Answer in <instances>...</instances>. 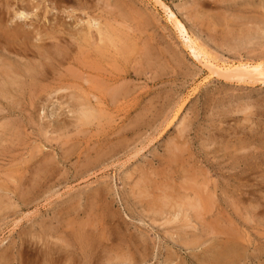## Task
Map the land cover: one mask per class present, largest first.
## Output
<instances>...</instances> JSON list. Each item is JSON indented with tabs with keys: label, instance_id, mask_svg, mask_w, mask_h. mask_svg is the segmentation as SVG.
I'll use <instances>...</instances> for the list:
<instances>
[{
	"label": "rangeland",
	"instance_id": "rangeland-1",
	"mask_svg": "<svg viewBox=\"0 0 264 264\" xmlns=\"http://www.w3.org/2000/svg\"><path fill=\"white\" fill-rule=\"evenodd\" d=\"M162 5L215 66L264 64V0H0L33 41L0 40V264H264V84L211 75ZM85 48L131 77L53 59Z\"/></svg>",
	"mask_w": 264,
	"mask_h": 264
},
{
	"label": "bare ground",
	"instance_id": "bare-ground-1",
	"mask_svg": "<svg viewBox=\"0 0 264 264\" xmlns=\"http://www.w3.org/2000/svg\"><path fill=\"white\" fill-rule=\"evenodd\" d=\"M79 1V0H78ZM109 1V0H108ZM156 1V0H155ZM70 2V1H69ZM161 2V1H160ZM160 2L158 3V2H156V3H158V4H160ZM79 3H82V1L81 2H79ZM117 4V3H116ZM162 4V3H161ZM83 5H84V3H83ZM86 5V6H85ZM84 6H85V8H87V4H85ZM118 5V4H117ZM163 6V8H164V10H165V13H167L168 14V16H169V21L170 22H172L173 23V26L176 28V30L178 31V33H179V35H180V37L183 39V41L185 42V45H186V47L188 48V50L190 51V53H191V55L196 59V61H198L201 65H202V67L204 68V69H206L209 73H211V75H216V76H218V77H221V78H224V80H227V81H234V82H238V83H243V82H247V83H255V82H258V83H261V84H264V64H257V65H246V64H242V65H239L238 67H217V66H215V64H213L212 63V61L210 62V60H209V58L207 57V55L200 49V46H199V48L196 46V44H195V42L193 41V40H191V38H190V36L188 35V33H187V31H186V29H185V27H184V25L178 20V18L174 15V13L167 7V6H165V5H162ZM33 7V6H32ZM37 8H38V4H37V6H36ZM35 7V8H36ZM118 7V6H117ZM198 7V6H197ZM84 8V7H83ZM117 9V8H116ZM4 10V9H3ZM234 10V9H233ZM32 11H34V12H37L36 11V9L35 10H33L32 9ZM42 11V10H41ZM116 11V10H115ZM34 12H32V14L34 13ZM46 12V11H45ZM94 12V11H93ZM121 12V11H120ZM23 13V12H22ZM49 13V12H48ZM47 13V14H48ZM20 14V13H19ZM25 14V13H24ZM28 14V13H27ZM35 14V13H34ZM40 14V13H39ZM43 14V13H42ZM46 14V15H47ZM85 14V13H84ZM15 15V14H14ZM26 15V14H25ZM30 15V14H29ZM90 15V14H89ZM20 16L22 17V15L20 14ZM24 16V15H23ZM33 16V15H32ZM32 16H31V18H32ZM38 14H35L34 15V18L33 19H35V17H37L38 18ZM43 16V15H42ZM167 16V15H166ZM25 17V16H24ZM45 17H47V16H45ZM15 18V17H14ZM23 18V17H22ZM21 18V19H22ZM29 18H30V16H29ZM44 18V17H43ZM53 19H55L54 17H52ZM16 19V18H15ZM18 19V18H17ZM24 19H28V18H24ZM39 19H41V18H39ZM62 19V18H61ZM81 19V18H80ZM13 20V19H12ZM23 20V19H22ZM30 20V19H29ZM38 20V19H37ZM57 20H59V18L57 19ZM18 21H20V20H18ZM24 21V20H23ZM27 21V20H26ZM25 21V22H26ZM39 21V20H38ZM127 21V20H126ZM14 22H15V20H14ZM11 22L12 24H14V27L13 28H9L7 25H5L6 27L4 28L3 26V28H4V30L2 29V30H0V40L2 39V41L4 40V41H6L7 42V47L8 46H10L9 48H13V49H15V45L17 46V45H19L18 47H24L23 48V51L26 53V52H29V51H31V52H33L31 49H29V44H28V42L27 41H29L30 39H31V33L30 32H28V31H26L25 29H24V26L26 25V23L25 22ZM32 22H33V20H32ZM40 22V21H39ZM56 23L58 22V21H55ZM28 23V22H27ZM36 23V22H35ZM34 23V24H35ZM41 23V22H40ZM40 23H38V24H40ZM88 23V22H87ZM86 23V24H87ZM97 23V22H96ZM132 23V22H131ZM10 24V23H9ZM12 24L10 25V27H12ZM33 24V25H34ZM58 24V23H57ZM66 24H67V22H66ZM82 24V23H81ZM85 24V25H86ZM89 24V23H88ZM87 24V25H88ZM93 24V23H92ZM103 24V23H102ZM59 25H60V23H59ZM68 25V24H67ZM67 25H64V26H67ZM28 26V25H27ZM35 26H37V24L35 25ZM41 26V25H40ZM56 26V25H55ZM61 27L63 26V25H60ZM69 26V25H68ZM67 26V27H68ZM72 26V25H71ZM70 26V27H71ZM93 26V25H92ZM28 27H30V26H28ZM69 27V28H70ZM83 27H85V26H83ZM97 27V26H96ZM96 27H92L93 28V30L92 31H95L94 29L96 28ZM245 27V26H244ZM55 28V27H54ZM56 28H58L57 26H56ZM66 28V27H65ZM68 28V29H69ZM81 28V27H80ZM88 28H90V27H88ZM87 28V26H86V28L85 29H88ZM257 28V27H256ZM35 30H36V28H34ZM38 29H39V27H38ZM71 29H72V27H71ZM70 29V31H72ZM76 29V28H75ZM81 29H83V28H81ZM84 29V30H85ZM91 29V28H90ZM134 29V28H133ZM29 30V29H28ZM40 32H43V34L44 35H42L41 36V38L40 39H38V41H40L41 42V45H39V46H33V47H37L36 49H38L39 50V47H41V48H44V47H46L47 45H49L50 47H52L53 45H54V43H49V41L50 40H56L55 41V43L57 42L58 44H61L60 42H61V38H58L57 36V33L55 32V31H53V30H48L46 27H40ZM64 30V29H63ZM78 30V29H77ZM89 30V29H88ZM98 30V29H97ZM100 30V29H99ZM38 31V30H37ZM59 32H60V30H58ZM76 31V30H75ZM76 32H79V31H76ZM89 32V31H88ZM81 35H82V32H79ZM78 33V34H79ZM90 33H91V30H90ZM89 33V34H90ZM94 32H92V34H93ZM97 33V32H96ZM107 33V32H106ZM33 34V33H32ZM36 34H37V32H36ZM74 34H75V32H74ZM97 34H99V33H97ZM105 34V33H104ZM39 35H41L40 33H39ZM57 35V36H56ZM73 35V34H72ZM77 35V34H76ZM80 35V36H81ZM96 35V34H95ZM105 35H107V34H105ZM35 36V39L37 38L36 37V35H34ZM87 36V35H86ZM86 36L85 37H83V40L85 41L87 38H86ZM99 36V35H98ZM32 37H33V35H32ZM73 37H75V36H73ZM78 37V36H77ZM92 35H91V39H92ZM110 37V36H109ZM129 37V36H128ZM34 38V37H33ZM32 38V39H33ZM82 38V37H81ZM80 38V39H81ZM90 38V37H89ZM99 38V37H98ZM105 38H106V36H105ZM108 38V37H107ZM79 38H77V40H78ZM102 39H104V38H102ZM72 41H75V43H78V42H76V38H75V40H73V38L71 39ZM90 40V39H89ZM3 41V42H4ZM32 40H30V42H31ZM37 41V42H38ZM81 41H82V39H81ZM94 41V40H93ZM104 41H105V39H104ZM196 41V40H195ZM2 42V43H3ZM33 42V41H32ZM80 42V41H79ZM5 43V42H4ZM56 43V44H57ZM83 43V42H82ZM90 43V42H89ZM95 43V42H94ZM57 44V45H58ZM86 44V43H85ZM103 44V43H102ZM6 45V44H5ZM75 45V44H74ZM79 45V44H78ZM81 45V44H80ZM84 45V44H83ZM89 45V44H88ZM91 45V44H90ZM100 45V44H99ZM199 45V44H198ZM100 47V46H99ZM63 48V47H62ZM68 48V47H67ZM77 48H79V47H77ZM83 48V47H82ZM202 48V47H201ZM19 49V48H18ZM45 49V48H44ZM71 49V48H70ZM80 49H81V47H80ZM98 49V48H97ZM100 49V48H99ZM97 50V51H95L96 53H94L93 55H91L90 53H92V52H90V49H89V54L91 55V58H90V55H88V52H86L85 50H86V48L84 49V51H82L81 53H79V51H78V53H77V55H76V57H73V56H71L72 54H70V53H66V52H64L62 49L61 50H58V51H56L55 53H54V56H53V59H56V60H59V61H63V60H67V59H72L73 60V62L76 60V62H77V64H78V67L80 68V69H82V71H84V70H88V71H90V72H92V74H94V76L93 77H96V78H99L100 79V81H99V83H97V86L99 87V85L101 86V85H103L102 83H109V82H111V83H113V84H117L118 82H119V80L120 79H125V78H130L131 77V74L130 73H128V72H130V71H128V72H126V73H124L123 75H120V74H114V75H112L111 73L110 74H108V73H106V71L104 70V69H102L101 67H99V66H97V65H95V64H92L91 66H88L87 65V61H85V60H89V59H92V57H95L96 59L98 58H100V59H102L103 57H104V54H105V52L106 51H103V48H102V51L101 50ZM113 49V48H112ZM16 50V49H15ZM40 50H42V49H40ZM88 50V49H87ZM23 52V53H24ZM47 52V51H46ZM68 52V51H67ZM73 52V51H72ZM77 52V51H76ZM85 52V53H84ZM94 52V51H93ZM130 52V51H129ZM75 53V52H74ZM122 53H123V51H122ZM125 53V52H124ZM146 53V52H145ZM34 54V53H33ZM150 54V53H149ZM43 55H46V54H43V53H41L40 54V56L42 57ZM50 55V54H49ZM74 55V54H73ZM144 55V54H143ZM37 57V56H36ZM73 57V58H72ZM39 58V57H38ZM52 58V57H51ZM45 59V58H44ZM146 59V58H145ZM103 60V59H102ZM149 60V59H148ZM21 61V60H20ZM71 61V60H70ZM69 61V62H70ZM93 61V60H92ZM151 61V60H150ZM58 62V61H57ZM91 62V61H90ZM102 62V61H101ZM100 62V63H101ZM156 62V61H155ZM3 63V62H2ZM49 63V62H48ZM55 64H56V62H54ZM75 63V62H74ZM34 65V64H33ZM36 65V64H35ZM59 65V64H58ZM102 65V64H101ZM229 65V64H228ZM30 66V65H29ZM40 65H38V67H39ZM223 66V65H222ZM227 66V65H226ZM230 66V65H229ZM31 67V66H30ZM18 68V67H17ZM16 68V69H17ZM42 68V67H41ZM7 69H10L11 70V67L10 68H7ZM15 69V68H14ZM25 69H26V67H25ZM30 69V68H29ZM33 69V71L32 70H30V72H33V74H34V76L32 75V74H29L32 78H33V80L35 79H37V75L39 74V75H41V73H37L36 72V70H34V68H32ZM5 69H4V73H5ZM12 71V70H11ZM24 71V70H23ZM34 71H35V73H34ZM29 72V71H28ZM19 73H20V71H19ZM16 74H18V73H16ZM25 74H27V73H25ZM24 74V75H25ZM43 74V73H42ZM11 75V74H10ZM3 76V75H2ZM10 77V76H9ZM39 77V76H38ZM12 78V77H11ZM32 78H30V79H32ZM46 76H45V74H44V76L43 77H41V80L42 81H46ZM10 79V78H9ZM94 79V78H93ZM48 80H49V78H48ZM47 80V81H48ZM126 80V79H125ZM1 81V80H0ZM10 82H11V80H9ZM12 81H14V80H12ZM96 81V80H95ZM15 82V81H14ZM41 83V82H40ZM88 83V82H87ZM39 84V83H38ZM124 84V83H123ZM260 84V85H261ZM34 85V84H33ZM40 85V84H39ZM57 85V84H56ZM20 86V85H19ZM22 86V85H21ZM25 86V85H24ZM30 86V85H29ZM45 86H47V85H45ZM123 86V85H122ZM8 87V86H7ZM14 87V86H13ZM40 86H38V88H39ZM61 87H64V86H60L59 88H61ZM101 87H103V86H101ZM10 87H8V89H9ZM29 88V87H28ZM32 88V87H31ZM30 88V89H31ZM111 88H114V86L112 87L111 86ZM119 88H120V86H119ZM1 89V88H0ZM12 89H14V88H12ZM12 89H10L11 91H12ZM32 89H37V87H35V88H32ZM48 89V88H47ZM63 89V88H62ZM5 90V89H4ZM16 90V89H15ZM29 90V89H28ZM91 90V89H90ZM35 91H37V90H35ZM54 91V90H53ZM59 91V90H58ZM92 91V90H91ZM118 91V90H117ZM125 91V90H124ZM33 93L35 94V92L33 91ZM55 93V92H54ZM58 93V92H57ZM115 94V96L118 94L115 90H112V92H111V94ZM1 94V93H0ZM29 94V93H28ZM30 95V94H29ZM37 95V94H36ZM57 95V94H56ZM119 95V94H118ZM4 96V95H3ZM112 96V95H111ZM61 97V96H60ZM119 97V96H118ZM121 97V96H120ZM51 98V97H50ZM116 99V98H115ZM68 100V99H67ZM113 99H112V97H111V101H112ZM116 101V100H115ZM114 100H113V102H115ZM105 102V101H104ZM103 102V103H104ZM72 103V102H71ZM106 103V102H105ZM39 104V103H38ZM32 106V105H31ZM36 106V105H35ZM88 106V105H87ZM93 106V105H92ZM17 107V106H16ZM82 108V107H81ZM88 112V111H87ZM79 113H81V112H79ZM81 116V115H80ZM2 119V118H1ZM83 119V118H82ZM87 121V120H86ZM6 125V124H5ZM16 135V134H15ZM16 139V138H15ZM183 147V146H182ZM176 149V148H175ZM70 152V151H69ZM69 154V153H68ZM67 155V154H66ZM71 155V154H70ZM102 157V156H101ZM49 158V157H48ZM104 158V157H103ZM50 160V159H49ZM95 160V159H94ZM93 161V160H92ZM178 162V161H177ZM237 162V161H236ZM37 166V165H36ZM52 166H53V164H52ZM243 166V165H242ZM48 167V166H47ZM51 167V166H50ZM39 170V169H38ZM44 170V169H43ZM181 171H182V169H181ZM184 174V173H183ZM192 174V173H191ZM195 176V175H194ZM264 178V177H263ZM187 179V178H186ZM194 179V178H193ZM201 180V179H200ZM23 181V180H22ZM192 182V181H191ZM199 183V182H198ZM5 184V183H4ZM9 185V184H8ZM196 185V184H195ZM27 187V186H26ZM1 188H3V187H1ZM19 188V187H18ZM33 191V190H32ZM185 195V194H184ZM181 196V195H180ZM168 197V196H167ZM180 198V197H179ZM184 199V198H183ZM196 200V199H195ZM166 201V200H165ZM167 202V201H166ZM183 202H186V201H183ZM182 202V203H183ZM196 202H198V201H196ZM196 202H194V205L196 204ZM205 202V201H204ZM252 202V201H251ZM168 204H170L169 203V201H168ZM175 204V203H174ZM185 205H187L186 203H184ZM172 205V204H171ZM170 205V206H171ZM174 206V205H173ZM177 206V205H176ZM183 206V205H182ZM189 206H190V204H189ZM196 206V205H195ZM199 205H197V207H198ZM191 207V206H190ZM193 207V206H192ZM191 207V208H192ZM181 208V207H180ZM188 208V207H187ZM192 209H194V211H195V209L196 208H192ZM179 211V210H178ZM158 213V212H157ZM68 214V213H67ZM193 214H194V212H193ZM199 216V215H198ZM88 218V217H87ZM75 226V225H74ZM183 228V227H182ZM70 231V230H69ZM88 231V230H87ZM86 231V232H87ZM85 232V233H86ZM66 233V232H65ZM80 234H81V232H79ZM78 233V234H79ZM84 233V232H83ZM82 233V234H83ZM187 233V232H186ZM227 233V232H226ZM233 233H234V231H233ZM68 234V233H67ZM76 234V233H75ZM89 234V233H88ZM185 234V233H184ZM225 234V233H224ZM70 235V234H69ZM86 235V234H85ZM99 235V234H98ZM170 235V234H169ZM228 235V234H227ZM240 235V234H239ZM171 236V235H170ZM61 237V236H60ZM72 237V236H71ZM77 237V236H76ZM89 237H90V235H89ZM47 238V237H46ZM124 238V237H123ZM181 238V237H180ZM229 238V237H228ZM76 239H78V238H76ZM199 239V238H198ZM201 239V238H200ZM238 239V238H237ZM111 240V239H110ZM119 240V239H118ZM79 241V240H78ZM231 241H233L232 239H231ZM80 242V241H79ZM110 242V241H109ZM183 242V241H182ZM23 243V242H22ZM47 243V242H46ZM66 243V242H65ZM84 243V242H83ZM194 243V242H193ZM234 243V242H233ZM232 243V244H233ZM45 244V243H44ZM49 244H50V242H49ZM53 244V243H52ZM51 244V245H52ZM106 244V243H105ZM117 244V243H116ZM184 244V243H183ZM28 245V244H27ZM53 245H55V243L53 244ZM52 245V246H53ZM79 245V244H78ZM177 245V244H176ZM189 245V244H188ZM187 244H186V246H188ZM51 246V247H52ZM58 246V245H57ZM90 246V245H89ZM88 246V247H89ZM129 246V245H128ZM132 246V245H131ZM136 246V245H135ZM184 246V245H183ZM190 246V245H189ZM194 246V245H193ZM236 246V245H235ZM244 246V245H243ZM28 247V246H27ZM51 247H50V252H51ZM67 247H69V246H67ZM76 247H77V245H76ZM82 247V246H81ZM87 247V248H88ZM92 247V246H91ZM32 248V247H31ZM45 248H47L46 246H45ZM60 248V247H59ZM70 248V247H69ZM217 248V247H216ZM230 248V247H229ZM71 249V248H70ZM84 249H85V247H84ZM97 249V248H96ZM111 249V248H110ZM27 250V249H26ZM32 250V249H31ZM85 250H87V249H85ZM225 250V249H224ZM229 250V249H228ZM47 251V250H46ZM54 251V250H53ZM57 251V250H56ZM60 251V250H59ZM81 251V250H80ZM84 251V250H83ZM213 251V250H212ZM215 251V250H214ZM19 252V251H18ZM90 252V251H89ZM224 252V251H223ZM228 252V251H227ZM25 253H31V254H34V255H37L36 254V252L35 251H32V252H29L28 250L25 252ZM57 252H55V254H56ZM62 253V252H61ZM85 253V252H84ZM127 253V252H126ZM212 253V252H211ZM220 253V252H219ZM234 253H236V252H234ZM23 254V253H22ZM58 254V253H57ZM60 254V253H59ZM88 254V253H87ZM227 254V253H226ZM20 255V254H19ZM54 255V254H53ZM53 255H52V253H51V258L50 259H52L51 261V263H53L55 260H56V258H54L53 257ZM223 255H225V254H223L222 253V255H221V257L223 256ZM229 255V254H228ZM231 255V254H230ZM18 256V255H17ZM48 256H50V255H48ZM56 256V255H55ZM63 256H66V255H63ZM72 256V255H71ZM86 256V255H85ZM232 256H233V254L231 255V259H229L230 258V256L228 257V256H224L225 257V260H228L229 259V261H233L234 259H232ZM5 255H4V259H5ZM87 257V256H86ZM223 257V258H224ZM228 257V258H227ZM238 257H240V256H238ZM167 258H169V257H167ZM176 258V257H175ZM222 258V259H223ZM227 258V259H226ZM2 259H3V257H2ZM28 259V258H27ZM210 258H208V260H209ZM216 259V258H215ZM49 260V259H48ZM62 260V259H61ZM166 260V259H165ZM199 260V259H198ZM5 261H6V259H5ZM25 261V260H24ZM67 261V260H66ZM144 261V260H143ZM223 261V260H222ZM212 262V261H211ZM225 262V261H224ZM54 263H57V262H54ZM62 263V262H61ZM212 263H214V262H212ZM215 263H216V261H215ZM236 263V262H235ZM59 264V263H58ZM70 264H71V262H70ZM184 264V263H183ZM225 264H226V262H225ZM229 264V263H228ZM231 264V263H230Z\"/></svg>",
	"mask_w": 264,
	"mask_h": 264
}]
</instances>
